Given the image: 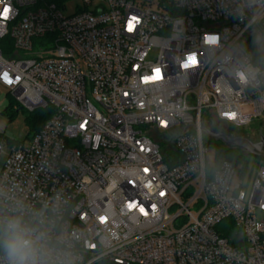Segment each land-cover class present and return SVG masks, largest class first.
Masks as SVG:
<instances>
[{
    "label": "built area",
    "instance_id": "built-area-1",
    "mask_svg": "<svg viewBox=\"0 0 264 264\" xmlns=\"http://www.w3.org/2000/svg\"><path fill=\"white\" fill-rule=\"evenodd\" d=\"M69 1L0 0V87L52 109L6 153L0 217L47 229L57 264H264V166L203 131L264 137V0Z\"/></svg>",
    "mask_w": 264,
    "mask_h": 264
},
{
    "label": "rangeland",
    "instance_id": "rangeland-1",
    "mask_svg": "<svg viewBox=\"0 0 264 264\" xmlns=\"http://www.w3.org/2000/svg\"><path fill=\"white\" fill-rule=\"evenodd\" d=\"M81 3L80 0H73L66 3L67 11H65L66 14H74L76 12V7ZM49 45H46L45 47L40 45V41H35V51H39L40 48H47ZM261 61L264 62V59L261 58ZM11 98V95L8 91H6L4 88L0 87V106L3 103L8 102V100ZM3 107H0V137L4 138L8 142V148L6 151L2 154H0V168L2 166V163L4 162L6 158L7 151L12 148L13 146H16L18 144L27 143L30 140L29 132L30 128L27 126V119L28 117L32 118H42L47 117L46 110H37L35 113H30L24 108L19 110L18 114L13 118L12 121H10L8 115L3 114L1 110ZM257 126L251 125L248 128H241V129H234L228 130H220V132L227 133L230 136L233 137H244L249 140H251L253 143H258V136L255 134ZM205 138L208 140V136L206 134ZM211 143V154L213 157H216L217 159H221L224 157H219V151L218 148L225 149L228 151L233 157L238 158L239 161L234 162L235 164H238L239 167H243L242 173L244 176H251L254 174V172L260 167L264 166V159L263 158H256L251 155L245 154L240 148H230L227 144H225L223 141L210 138Z\"/></svg>",
    "mask_w": 264,
    "mask_h": 264
},
{
    "label": "clouds",
    "instance_id": "clouds-1",
    "mask_svg": "<svg viewBox=\"0 0 264 264\" xmlns=\"http://www.w3.org/2000/svg\"><path fill=\"white\" fill-rule=\"evenodd\" d=\"M159 78L157 72L152 79ZM240 78L246 79L244 74ZM50 241L47 229L34 226L23 214L0 217V246L10 264H57Z\"/></svg>",
    "mask_w": 264,
    "mask_h": 264
},
{
    "label": "trees",
    "instance_id": "trees-1",
    "mask_svg": "<svg viewBox=\"0 0 264 264\" xmlns=\"http://www.w3.org/2000/svg\"><path fill=\"white\" fill-rule=\"evenodd\" d=\"M5 44L3 45V52L6 56L10 57L12 52H13V48L10 45V39H6ZM255 63L258 62H262L260 56L255 52V59H254ZM22 108L17 104V102L11 97L8 100V104L6 106V108L2 111L3 114L8 115L10 121L13 120V118L18 114L19 110H21ZM46 114L47 117H42V118H35V117H28L26 123L27 126L30 128V132H29V136L30 139H32V137L37 134L42 127L44 126V124L46 123V121L50 118V116L52 115V109H46ZM35 113V112H34ZM33 114V113H32ZM219 151V157H224L218 160H222V159H226L229 160L231 162H236L239 161L238 158L233 157L228 151H226L225 149L222 148H218ZM0 254H6L3 247L0 246Z\"/></svg>",
    "mask_w": 264,
    "mask_h": 264
},
{
    "label": "water",
    "instance_id": "water-1",
    "mask_svg": "<svg viewBox=\"0 0 264 264\" xmlns=\"http://www.w3.org/2000/svg\"><path fill=\"white\" fill-rule=\"evenodd\" d=\"M254 34V30L250 32V36H253ZM255 45L257 52L264 59V37L259 33L257 34ZM203 131L208 137L223 141L230 148H240L247 155L264 159L263 136L260 137L258 143H253L251 140L244 137H231L227 133L215 132L207 128H204Z\"/></svg>",
    "mask_w": 264,
    "mask_h": 264
},
{
    "label": "snow or ice",
    "instance_id": "snow-or-ice-1",
    "mask_svg": "<svg viewBox=\"0 0 264 264\" xmlns=\"http://www.w3.org/2000/svg\"><path fill=\"white\" fill-rule=\"evenodd\" d=\"M9 8L8 7H5L4 8V10H3V13H2V15H3V17H7L8 16V14H9ZM132 21H135V18H131V21H130V23H129V28H128V30L129 31H132L133 30V28H134V24L132 23ZM193 63H195V58L193 57ZM155 71H159V70H155ZM146 79H148V78H146ZM82 127H84V125L82 124L81 125ZM145 171H147V170H145ZM164 193H161V195H163ZM154 207V206H153ZM143 210V209H142ZM146 214V213H145Z\"/></svg>",
    "mask_w": 264,
    "mask_h": 264
},
{
    "label": "crops",
    "instance_id": "crops-1",
    "mask_svg": "<svg viewBox=\"0 0 264 264\" xmlns=\"http://www.w3.org/2000/svg\"><path fill=\"white\" fill-rule=\"evenodd\" d=\"M7 104H8V102L1 104L0 107H3L1 110H4V109L6 108V106H7ZM0 112H1V111H0ZM3 164H4V162L2 163V166H3ZM2 166H1V168H2ZM1 168H0V169H1Z\"/></svg>",
    "mask_w": 264,
    "mask_h": 264
}]
</instances>
